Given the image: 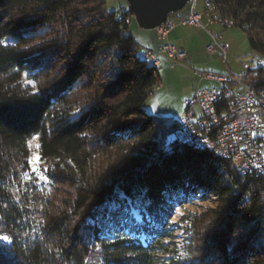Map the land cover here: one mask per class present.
<instances>
[{
    "label": "trees",
    "instance_id": "1",
    "mask_svg": "<svg viewBox=\"0 0 264 264\" xmlns=\"http://www.w3.org/2000/svg\"><path fill=\"white\" fill-rule=\"evenodd\" d=\"M209 3L264 60V0ZM131 18L104 0H0V264H264L263 179L190 145L164 151L179 127L143 108L160 77ZM115 192L139 220L111 226L100 208ZM208 198L216 206L172 222Z\"/></svg>",
    "mask_w": 264,
    "mask_h": 264
},
{
    "label": "built area",
    "instance_id": "2",
    "mask_svg": "<svg viewBox=\"0 0 264 264\" xmlns=\"http://www.w3.org/2000/svg\"><path fill=\"white\" fill-rule=\"evenodd\" d=\"M196 0L187 4L185 14L179 13L156 28L160 41L156 53L146 51L145 56L152 65L159 67V58L169 60L172 65L185 60V51L168 41L169 33L176 27H202L220 25L232 28L220 16H214L211 5L203 0V12L197 13ZM205 20V25L202 24ZM206 50L217 54L215 37ZM220 55L225 60L227 47L219 45ZM252 66L243 63V73L232 76L204 74L207 80L215 81L217 87L202 89L186 102L185 109L177 119L178 131L175 139L165 148L170 153L175 147H183V140L193 141L195 146L209 148L219 155L237 163L242 174L254 173L264 181V90H256L250 80L263 68V61L257 54L250 60ZM264 72V69H263ZM194 108H197L195 111Z\"/></svg>",
    "mask_w": 264,
    "mask_h": 264
},
{
    "label": "rangeland",
    "instance_id": "3",
    "mask_svg": "<svg viewBox=\"0 0 264 264\" xmlns=\"http://www.w3.org/2000/svg\"><path fill=\"white\" fill-rule=\"evenodd\" d=\"M104 2L108 12H120L129 9L125 0H104ZM196 5L197 13L203 12V0H196ZM186 10L187 8L181 13L185 14ZM173 16L170 15L169 17L172 18ZM131 21L129 32L138 45L137 55L142 56V53L146 51L156 53L160 44L155 32L156 29H140L133 16ZM202 24L206 26L205 20ZM170 33L168 41L185 51V60L181 64L172 65L166 58H159L157 71L160 82L153 88V93L148 95L143 105L145 112L153 117L159 128L164 130L168 129L171 121L182 116L186 102L192 99L196 91L217 87L216 82L205 79L204 74L211 73L218 76L242 74L243 63H247L251 67L250 60L256 55L249 47L246 33L238 27L225 29L214 24L204 29L178 25ZM212 37L217 40V44H215L217 54L214 55L206 51V46L213 42ZM219 45L227 47L225 60L220 55ZM259 58L264 61L262 57ZM194 109L197 111V108ZM167 137L166 143L168 144L174 138V134L169 133ZM29 141H31V147L28 144L29 159L32 158L31 169L35 166L40 170L42 163L39 161L37 164L35 161V157L38 155V141L36 138H31ZM112 198V201L100 208V212L105 210V218L111 226L119 225L122 216L125 214L139 220L137 205L133 204L130 199L121 192H115ZM215 203L214 198L189 201L187 205L175 211L172 222H179L185 213H199L214 207L216 206ZM178 234L181 236L180 233Z\"/></svg>",
    "mask_w": 264,
    "mask_h": 264
},
{
    "label": "water",
    "instance_id": "4",
    "mask_svg": "<svg viewBox=\"0 0 264 264\" xmlns=\"http://www.w3.org/2000/svg\"><path fill=\"white\" fill-rule=\"evenodd\" d=\"M137 26L142 30H155L170 15L181 13L193 0H125Z\"/></svg>",
    "mask_w": 264,
    "mask_h": 264
},
{
    "label": "snow or ice",
    "instance_id": "5",
    "mask_svg": "<svg viewBox=\"0 0 264 264\" xmlns=\"http://www.w3.org/2000/svg\"><path fill=\"white\" fill-rule=\"evenodd\" d=\"M28 144H29V147H31V141H29L28 142ZM39 147V145H37V148ZM39 156L37 155L36 157H35V161L37 162V164H38V162H39ZM29 164L31 165L32 164V158H30L29 159ZM32 172H35V173H37V176H36V182H44V181H46V179H47V177H45L44 175H42L41 173H40V170H39V168L38 167H32ZM24 175H28V173H24ZM29 179H31V177H29ZM11 240V237L10 236H8V235H0V242H9Z\"/></svg>",
    "mask_w": 264,
    "mask_h": 264
},
{
    "label": "bare ground",
    "instance_id": "6",
    "mask_svg": "<svg viewBox=\"0 0 264 264\" xmlns=\"http://www.w3.org/2000/svg\"><path fill=\"white\" fill-rule=\"evenodd\" d=\"M206 1L209 2V0H206ZM209 5H210V3H209ZM211 9H212V12L214 13L212 6H211ZM214 16H218V15L214 13ZM222 19H223V18H222ZM224 20H226V21L228 22V26H229V27H232V26H233V21H232V20H228V19H224ZM258 58H259V57H258ZM259 59H260V58H259ZM152 66H153L155 69H158V67H157L156 65H152ZM183 145H190V146L194 147V148L197 149V150H207V151H211L213 154H215V155H217V156H220L218 152H214V151L210 150L209 148H205V147H203V146H195V145H193V141H190V140H183ZM171 152H172V151H171ZM171 152H170V153H171ZM220 157H221V156H220ZM233 165L237 168V163H233Z\"/></svg>",
    "mask_w": 264,
    "mask_h": 264
},
{
    "label": "crops",
    "instance_id": "7",
    "mask_svg": "<svg viewBox=\"0 0 264 264\" xmlns=\"http://www.w3.org/2000/svg\"><path fill=\"white\" fill-rule=\"evenodd\" d=\"M130 20H131V19H130ZM131 22H132V21H131ZM131 22H130V25H131ZM155 32H156V31H155ZM170 34H171V33H170ZM170 34H169V36H168L169 38H170ZM207 46H208V45H207ZM207 46H206V47H207ZM181 48H182V47H181ZM206 51H207V50H206ZM160 65H161V62H160Z\"/></svg>",
    "mask_w": 264,
    "mask_h": 264
}]
</instances>
